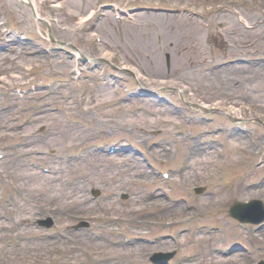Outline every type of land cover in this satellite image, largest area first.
I'll list each match as a JSON object with an SVG mask.
<instances>
[{"label": "rangeland", "instance_id": "1", "mask_svg": "<svg viewBox=\"0 0 264 264\" xmlns=\"http://www.w3.org/2000/svg\"><path fill=\"white\" fill-rule=\"evenodd\" d=\"M33 1L0 0V264L264 260L228 212L264 203V68L238 63L264 59V0Z\"/></svg>", "mask_w": 264, "mask_h": 264}, {"label": "bare ground", "instance_id": "2", "mask_svg": "<svg viewBox=\"0 0 264 264\" xmlns=\"http://www.w3.org/2000/svg\"><path fill=\"white\" fill-rule=\"evenodd\" d=\"M22 1H24V2H28L29 4H31L32 5V7L33 8H35V2L33 1V0H22ZM237 7V6H236ZM35 16H38V14H37V12H36V8H35ZM230 13L232 14L231 16H235V19L237 20V22H240L241 24H244L243 22H242V20H241V18H240V15H241V13H240V11H238V9L237 8H234V9H232L231 11H230ZM92 14V13H91ZM91 16V15H90ZM87 18H89V16H87ZM227 23H228V25L227 26H225V28H223V29H221V32L223 33V32H225L226 30H228L229 29V32L230 33H234V32H237L239 29H237V27H233L234 26V23H231V22H228L227 21ZM236 25V24H235ZM243 27V26H242ZM242 30H243V32L245 33L247 30H250L247 26H245V28H242ZM230 45H232V43H230ZM233 46V45H232ZM226 49V47H224L223 48V50H225ZM228 51H229V48H228ZM254 61V60H253ZM252 64H253V66L255 67V68H258L257 66H256V64H254V62H252ZM209 66H212V63H210L209 64ZM161 68V67H160ZM162 69V68H161ZM157 74H163V72H162V70H159L158 72H157ZM234 125V124H233ZM235 127H236V125H234ZM134 173L135 174H138V172L137 171H134ZM251 212H254V211H251ZM257 213V212H256ZM257 215V214H256ZM259 216V215H258ZM257 216V217H258ZM172 263V262H171Z\"/></svg>", "mask_w": 264, "mask_h": 264}]
</instances>
